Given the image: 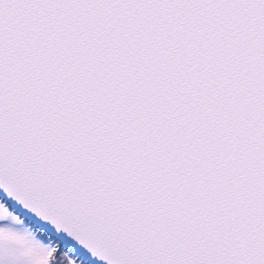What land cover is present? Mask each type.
<instances>
[{"label":"snow or ice","instance_id":"6c2138e0","mask_svg":"<svg viewBox=\"0 0 264 264\" xmlns=\"http://www.w3.org/2000/svg\"><path fill=\"white\" fill-rule=\"evenodd\" d=\"M264 264V0H0V264Z\"/></svg>","mask_w":264,"mask_h":264},{"label":"rangeland","instance_id":"374dc122","mask_svg":"<svg viewBox=\"0 0 264 264\" xmlns=\"http://www.w3.org/2000/svg\"><path fill=\"white\" fill-rule=\"evenodd\" d=\"M69 261V257L67 256V254H65V264H68Z\"/></svg>","mask_w":264,"mask_h":264}]
</instances>
